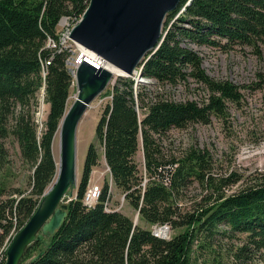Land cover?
Instances as JSON below:
<instances>
[{"label":"trees","instance_id":"1","mask_svg":"<svg viewBox=\"0 0 264 264\" xmlns=\"http://www.w3.org/2000/svg\"><path fill=\"white\" fill-rule=\"evenodd\" d=\"M87 2L0 0V163L5 155L1 140L11 135L29 170L25 188L0 180V264L11 234L25 222L53 179L56 162L52 142L74 85L65 64L68 50L46 46V38H56L55 24L61 15L75 21ZM160 33L158 45L138 62L139 74L169 84L191 77L205 86L206 98L200 102L156 96L145 99L140 90L133 88L132 78L118 75L110 88H104L109 98L94 125V137L102 146L113 186L123 192L138 218L149 226L167 224L181 229L161 237L149 226L133 223L118 209L105 210L102 202L107 180L102 183L97 201L84 206L80 198L98 156L94 142L89 141L75 195L66 202L63 221L48 237L44 251L29 262L28 257L42 243L27 245L24 264H190L193 243L200 235L211 236L219 223L228 232L244 233L239 251L264 249V169L225 193L224 187L241 179V174L212 172L210 154L194 145L179 156L165 159L158 143V137L171 127L182 128L194 121L206 123L210 115L223 117L225 102L240 97L236 84L210 77L201 67L198 53L181 40L185 37L222 47L264 44V0H178L166 12ZM49 55L42 76L40 60ZM41 86L48 109L38 131L33 112L37 106L35 93ZM6 115L11 116L8 126ZM138 141L147 177L142 189L134 160ZM164 176L167 184L163 183ZM193 180L199 184L201 194L182 205V189Z\"/></svg>","mask_w":264,"mask_h":264},{"label":"rangeland","instance_id":"2","mask_svg":"<svg viewBox=\"0 0 264 264\" xmlns=\"http://www.w3.org/2000/svg\"><path fill=\"white\" fill-rule=\"evenodd\" d=\"M181 9L180 7L174 16ZM77 20L71 23L70 29ZM63 43L65 49L68 50L65 64L73 72L76 54L80 51V46L70 37ZM181 43L198 53L201 59V67L210 77L227 79L236 84L240 97L238 101L227 100L225 102L226 112L223 117L210 115V119L206 123L194 121L182 128H169L158 137L159 148L165 159L172 155L179 156L189 145L205 148L210 154L212 172L225 174L229 171H235L241 174V179L224 187V192L229 193L240 187L241 182L250 174L264 169V44L260 42L255 45L233 43L222 47L221 45L199 44L185 37ZM139 66L137 65L135 72L132 71L127 77L133 79V88L140 90L145 99L156 96L173 100L194 99L200 102L208 94L205 86L191 77L174 84L161 83L154 78L139 75ZM116 76L118 74L114 75L111 82L107 83L108 88ZM103 90L105 91V89ZM103 90L85 107L75 126L76 182L72 186L71 197L75 194L83 155L89 141L94 142L98 155L96 164L92 166L95 169L94 178L98 177L97 180L102 183L104 180H108V172L105 169L102 156V146L94 137V125L109 98V94ZM74 95L75 86L73 85L66 98L65 109L71 103ZM35 96L37 106L33 112V117L38 130L40 122L45 119L48 103L44 100L42 86L36 90ZM137 111L140 115V110L137 109ZM10 122L11 116L6 115L5 125L8 126ZM54 142L55 156L57 157V134L54 136ZM1 145L5 155L4 161L0 163V180H4L6 184L11 186L25 188L28 184L29 170L19 155L17 142L11 135H6L2 138ZM134 160L137 167L139 166L138 173H140L143 158L139 141ZM122 194L123 192L113 186L111 182L112 202L110 206L115 207L119 204V211L128 215L135 223L148 227L146 222L138 218L136 210L127 198L123 197L120 205ZM200 194V186L193 180L182 189V196L179 201L182 205H188L190 201L197 200ZM68 199L69 196L65 193L60 202L66 203ZM149 227L151 228V225ZM225 227L224 224L219 223L217 231L211 236L203 238L200 235L197 238V242L193 243L194 250L190 264H264V249L239 251L238 246L244 242V233L228 232ZM166 229L164 237L176 233L181 227L170 228L167 225ZM22 257L23 254L19 264H24L26 261V257L24 259Z\"/></svg>","mask_w":264,"mask_h":264},{"label":"water","instance_id":"3","mask_svg":"<svg viewBox=\"0 0 264 264\" xmlns=\"http://www.w3.org/2000/svg\"><path fill=\"white\" fill-rule=\"evenodd\" d=\"M177 3L178 0H88L69 37L118 68V75L128 76L144 54L158 45L164 15ZM75 61V95L57 124V163L52 182L25 222L11 235L2 264H19L33 241H40L42 246L27 261L40 255L48 237L66 215V203L60 200L65 193L71 197L76 182L75 126L85 107L114 76L105 64L90 61L81 51ZM153 234L164 237L157 231Z\"/></svg>","mask_w":264,"mask_h":264},{"label":"built area","instance_id":"4","mask_svg":"<svg viewBox=\"0 0 264 264\" xmlns=\"http://www.w3.org/2000/svg\"><path fill=\"white\" fill-rule=\"evenodd\" d=\"M77 20V19H76ZM73 22L72 17H70L69 15H62L56 22L55 24V35L56 38H52V37H47L46 38V42L45 45L53 48L55 50H60L62 48H65V45L63 43V41L68 40L69 39V29H70V25ZM50 55L46 58H43L40 60V73L43 76L46 70V65L49 63L50 61ZM44 121V120H43ZM43 121L40 122L39 124V128H42L43 125ZM105 163V161H104ZM139 167V166H138ZM105 169L108 172V180H107V194L102 202L103 204V208L105 210H111V209H118L120 206L119 204L115 207L110 206L111 205V177L109 174V170H108V166L105 163ZM95 169L94 167H92L89 171V176L87 178V182L85 184V187L83 189L82 195H81V203L86 206V207H90L92 206L97 199L100 196L101 193V186H102V182L98 181V177L94 178V172ZM97 174V173H96ZM140 175H141V179L139 182V185L141 187V189L144 187L145 182H146V172H145V168H144V164L142 162V165L140 166ZM103 178V177H102ZM167 176L163 177V183L167 184ZM75 194H73L74 196ZM122 199L123 198V194L120 197V205L122 204ZM158 228H167V224H161V225H151V231L152 233H155V229Z\"/></svg>","mask_w":264,"mask_h":264},{"label":"bare ground","instance_id":"5","mask_svg":"<svg viewBox=\"0 0 264 264\" xmlns=\"http://www.w3.org/2000/svg\"><path fill=\"white\" fill-rule=\"evenodd\" d=\"M79 50L82 52V55L86 56L87 58H89L90 60L94 61L95 63L97 64H105L112 72L113 75H117V74H121L120 70L106 62H104L103 60H101L99 57H97L96 55H94L91 51H88L86 50L85 48L83 47H79ZM135 72V71H134ZM73 74V72H71ZM58 132V130H57ZM56 132V134H57ZM55 134V135H56ZM77 148V147H76ZM52 153H53V157L57 163V160H56V156H55V142H54V139H53V142H52ZM155 231H157L159 234H165V232L167 231L166 228H156Z\"/></svg>","mask_w":264,"mask_h":264}]
</instances>
